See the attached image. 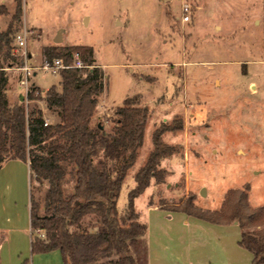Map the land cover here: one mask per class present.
I'll return each mask as SVG.
<instances>
[{
    "label": "rangeland",
    "instance_id": "obj_1",
    "mask_svg": "<svg viewBox=\"0 0 264 264\" xmlns=\"http://www.w3.org/2000/svg\"><path fill=\"white\" fill-rule=\"evenodd\" d=\"M0 7V32L10 23L13 34L27 29L32 66L69 46L93 49L100 65L93 63L105 75L98 98L105 109L96 108L92 124L111 130L108 118L126 97L147 108L142 142L116 202L120 223L128 224L123 219L128 192L153 151L154 131L181 125L161 134L172 147L156 165L161 179L151 178L134 203L137 221L147 224L131 251L137 264H252L253 254L238 244L237 223L221 227L175 211L186 200L202 210H219L227 192L238 189L246 191L251 208L264 205V0H21L19 21H11L15 0H0ZM58 32L61 40L55 42ZM11 58L5 60L14 63L6 68V94L13 104L19 100L13 87L20 57ZM31 81L42 95L58 86L60 75L37 70ZM33 104L39 101L25 104L27 115ZM56 119L49 112L44 121ZM19 163L0 166V218L9 214L15 227L26 222L28 229L29 190L42 212L47 182L29 178L25 162ZM79 224L77 230L98 229L93 213ZM247 229L264 232V224ZM50 251L28 249L26 258ZM116 257L101 256L96 263Z\"/></svg>",
    "mask_w": 264,
    "mask_h": 264
},
{
    "label": "trees",
    "instance_id": "obj_2",
    "mask_svg": "<svg viewBox=\"0 0 264 264\" xmlns=\"http://www.w3.org/2000/svg\"><path fill=\"white\" fill-rule=\"evenodd\" d=\"M21 11V0H15L11 21H19ZM13 36L11 23L0 32V166L7 160H21L28 165L29 178L47 182L42 212L29 190L31 253L57 249L63 264H97L99 257L108 254L117 257L106 264H137L131 251L146 233L147 225L137 221L133 202L151 178L161 179L156 165L172 149L161 140V134L181 125L154 131L153 151L128 192L123 217L128 224L120 223L116 202L126 171L134 164L142 142L147 108L136 106L135 98L126 97L115 107L114 116L108 118L114 124L111 130L92 124L105 75L93 63L90 46H69L47 58L64 56L69 60V51L76 49L91 66L63 69L58 86L48 87L43 95L28 94L29 99L43 100L47 110L56 116L55 122L45 125L37 105L27 115L23 99L13 104L8 101L6 68L14 63L5 60L10 55L12 60L16 57ZM17 62L21 64L22 59ZM70 182L68 191L66 186ZM178 207L177 211L204 221L236 222L240 229L238 244L253 254L252 264L264 263V232L247 229L264 224V205L251 208L245 190L228 191L219 210L199 209L190 200ZM90 213L96 216L97 231L77 230L81 219ZM36 229L44 231L45 237L33 235Z\"/></svg>",
    "mask_w": 264,
    "mask_h": 264
},
{
    "label": "crops",
    "instance_id": "obj_3",
    "mask_svg": "<svg viewBox=\"0 0 264 264\" xmlns=\"http://www.w3.org/2000/svg\"><path fill=\"white\" fill-rule=\"evenodd\" d=\"M192 38H193V36L190 37V39H192ZM92 59L94 60V62H97L96 59L94 58L93 51H92ZM9 81H11V78H9ZM215 81L219 82L218 79H215ZM253 82L254 81H251L248 83L249 87H251ZM33 84H34V86H36L35 83H33ZM13 88H14L13 89L14 92L17 93V97L19 99L21 96V91L19 88L18 81L16 82L15 87H13ZM37 88L39 89V87H37ZM46 89H44V90H46ZM43 94H44V92H43ZM33 101L34 102L39 101V105L33 104V106L37 105V107H39L41 109L44 118H46L49 111L47 110L44 101L43 100L30 99L28 104L32 103ZM100 101L101 100L99 99L97 106H96V108L97 109L99 108V110H100V111L98 110V112H101L103 109H105V108L102 109V107H101L102 102H100ZM9 103H10V101H9ZM10 104H12V103H10ZM9 161H14V163H18L16 165H21L19 163L20 160H18V159L7 160L4 162L6 163ZM25 165H27V163H25ZM27 169H28V165H27ZM28 173H29V170H28ZM137 199L138 198L134 199L133 206H134V203ZM255 206H257V205H255ZM255 206H253V207H255ZM134 209H135V206H134ZM147 209L152 211V210H160L162 208H160L158 206H147ZM162 210L166 211L165 209H162ZM135 212H137V211H135ZM166 212H168V211H166ZM175 212H179L181 214H184L185 217L191 216V215H187L186 213H184L182 211H175ZM168 217H170V216H168ZM13 221H14L13 218L9 214H7L4 219L0 218V236H1V239H0V264H62L60 253L57 249L50 251V252H47V253H44V254H34L32 256V258L29 259V261H28L26 258V255L28 256V249H30V245H29V247H27L26 239L28 238L27 231L29 232V235H30V227L27 229V227H26L27 223L26 222L15 227L13 224ZM140 222H142V221H140ZM184 222L188 223L189 221L186 220ZM142 223H144V222H142ZM231 224L236 225V222L222 223V224H216V225L222 227V226L231 225ZM239 231H240V229H239ZM21 239L23 240L22 245L24 246V251H25L24 252L25 254H23V255L21 254V251L18 250ZM29 244H30V238H29ZM17 250L19 251V253L16 254L15 252H18ZM14 255H15V257H14Z\"/></svg>",
    "mask_w": 264,
    "mask_h": 264
},
{
    "label": "built area",
    "instance_id": "obj_4",
    "mask_svg": "<svg viewBox=\"0 0 264 264\" xmlns=\"http://www.w3.org/2000/svg\"><path fill=\"white\" fill-rule=\"evenodd\" d=\"M182 11L189 14V5H184ZM27 33L28 31L24 27L22 30L16 32L13 36V54L19 56L22 59V63L18 67L20 73L18 83L22 88L21 96L26 105L30 100L28 98V94L33 93L35 96H37L40 93L39 90L33 88L34 84L31 81L32 76L36 73L37 70L59 75L60 71L63 69H84L91 66L84 62L81 52L76 49L69 51V60H65L61 56H56L50 59L44 58L37 66H32L29 63V56L25 49L27 44ZM44 124L46 125L47 122L45 121ZM35 233L40 238L45 237L44 232L40 229H36Z\"/></svg>",
    "mask_w": 264,
    "mask_h": 264
},
{
    "label": "water",
    "instance_id": "obj_5",
    "mask_svg": "<svg viewBox=\"0 0 264 264\" xmlns=\"http://www.w3.org/2000/svg\"><path fill=\"white\" fill-rule=\"evenodd\" d=\"M60 40H61V35H60V32H58L57 35L54 37V41L59 42ZM22 99H23L22 96H20L19 100H22ZM204 192H205L204 188L201 189L200 193L202 194Z\"/></svg>",
    "mask_w": 264,
    "mask_h": 264
}]
</instances>
